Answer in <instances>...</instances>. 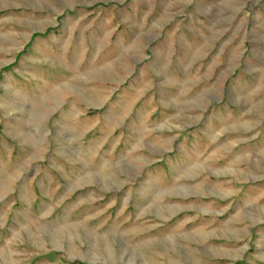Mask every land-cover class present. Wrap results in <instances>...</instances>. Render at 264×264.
Segmentation results:
<instances>
[{
    "label": "rangeland",
    "instance_id": "374dc122",
    "mask_svg": "<svg viewBox=\"0 0 264 264\" xmlns=\"http://www.w3.org/2000/svg\"><path fill=\"white\" fill-rule=\"evenodd\" d=\"M0 264H264V0H0Z\"/></svg>",
    "mask_w": 264,
    "mask_h": 264
}]
</instances>
